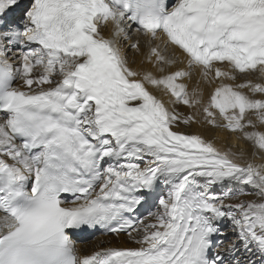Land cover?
I'll use <instances>...</instances> for the list:
<instances>
[{
	"label": "snow or ice",
	"instance_id": "1",
	"mask_svg": "<svg viewBox=\"0 0 264 264\" xmlns=\"http://www.w3.org/2000/svg\"><path fill=\"white\" fill-rule=\"evenodd\" d=\"M0 264H264V0H0Z\"/></svg>",
	"mask_w": 264,
	"mask_h": 264
},
{
	"label": "bare ground",
	"instance_id": "2",
	"mask_svg": "<svg viewBox=\"0 0 264 264\" xmlns=\"http://www.w3.org/2000/svg\"><path fill=\"white\" fill-rule=\"evenodd\" d=\"M241 146L246 148V149L248 147L246 144H242ZM100 242H105V244H107L108 242H111V244H113V245H115L117 243L116 239L112 236H99V237H96V239L91 243L82 242V241L78 242V246L81 249H86L88 251H91L95 247H97V245L100 244ZM121 243H123L124 246H134V245H131L130 242H128L127 240H123V239H122Z\"/></svg>",
	"mask_w": 264,
	"mask_h": 264
}]
</instances>
